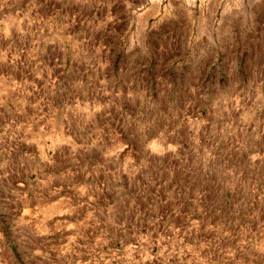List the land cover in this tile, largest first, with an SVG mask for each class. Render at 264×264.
Returning a JSON list of instances; mask_svg holds the SVG:
<instances>
[{
  "label": "rangeland",
  "instance_id": "rangeland-1",
  "mask_svg": "<svg viewBox=\"0 0 264 264\" xmlns=\"http://www.w3.org/2000/svg\"><path fill=\"white\" fill-rule=\"evenodd\" d=\"M204 56L214 60L206 90H184L186 61ZM142 85L172 89L124 92ZM98 96L95 114L119 124L130 113L134 137L157 100L166 114L172 100L194 103L181 105L182 126L223 113L230 133L242 131L264 102V0H0V264H264L255 190L245 206L241 189L175 188L123 158L116 182L100 187L75 163L46 179L61 170L47 149L80 147L70 122L92 117Z\"/></svg>",
  "mask_w": 264,
  "mask_h": 264
},
{
  "label": "crops",
  "instance_id": "crops-1",
  "mask_svg": "<svg viewBox=\"0 0 264 264\" xmlns=\"http://www.w3.org/2000/svg\"><path fill=\"white\" fill-rule=\"evenodd\" d=\"M170 60L173 59L162 61L168 63ZM81 62L84 65L82 73L84 76V73L88 74L86 66L90 60L85 57L81 59ZM213 63L214 60L206 56L187 60L185 68L187 67L189 72L183 75L187 78L181 87L192 92L206 90V87L199 82L200 77L206 76L213 69ZM134 64L135 68L146 66V62ZM162 67L165 65H157L153 69L159 71V69H163ZM181 68L182 65L179 63L174 65L173 69L178 71L182 70ZM105 69L102 64L100 72L97 73V70H95L96 73L92 72L97 77H101L104 75ZM111 69L112 67H108L110 74ZM112 86L113 89L109 87L110 92L116 93L117 86ZM136 87H125L124 92L132 93L137 89L152 93L153 91L168 92L169 89H172L170 85H161L156 88L149 85ZM84 89L85 87L82 86L80 91L85 93ZM91 89L94 92L102 91L98 86ZM180 89V87L175 88L176 92H180ZM80 103L82 105L79 102L77 105L82 108L85 105L83 97ZM95 103L92 117H77L70 122L69 134L79 138V148L74 150L62 147L47 149L46 152L50 154H46V158L51 157L49 160L51 165H61L60 171L46 172L47 180L56 181L57 174L64 173L63 168L66 164L75 163L86 181H91L96 184H94L96 187H100L99 183L116 182L118 162L121 163L120 159L123 158V165L129 169L138 166L143 170L156 168L160 176L164 178L163 181L175 188H180L181 182H187L188 188H194L198 183H202L199 187L217 188L222 191L241 189L245 206L251 190H255L258 198L262 199L264 195V118L262 119L260 116V109L264 108V102H253L254 116L244 118L241 126L242 131L230 133L226 127L228 119L223 117V113H221L222 116L216 118L203 117L202 120L199 119L201 124L197 123V119L194 118L192 124L189 125L188 122L189 126H182L179 122L180 117H178L181 105L184 104L186 108L190 105L192 108L194 103L172 100L167 102V105H171L170 107L174 111L166 114L165 111H161L162 102L157 100L154 101L155 117L150 120L149 117L143 115L140 132L135 137L133 116L130 113L128 115L126 113L123 120L119 119L118 124L115 115L105 118L98 113L95 114L97 105L99 106L100 103L99 96ZM110 103H113L116 108V97L112 99L110 96ZM220 107L221 109L227 108L224 103H220ZM214 121L217 126L215 129L206 123ZM61 128V131L54 129L55 133L53 134L57 137L55 141L57 139L63 141V123ZM186 129L187 132H184ZM138 153L141 159L139 162L137 160ZM181 174L185 175V180H180ZM105 186L110 188V185Z\"/></svg>",
  "mask_w": 264,
  "mask_h": 264
}]
</instances>
